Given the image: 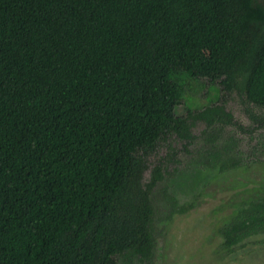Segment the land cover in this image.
I'll return each mask as SVG.
<instances>
[{"label": "trees", "instance_id": "trees-1", "mask_svg": "<svg viewBox=\"0 0 264 264\" xmlns=\"http://www.w3.org/2000/svg\"><path fill=\"white\" fill-rule=\"evenodd\" d=\"M190 85L216 100L183 108ZM234 93L264 125V0H0V264H154L150 158L200 122L252 143ZM221 233H264V198Z\"/></svg>", "mask_w": 264, "mask_h": 264}, {"label": "rangeland", "instance_id": "rangeland-1", "mask_svg": "<svg viewBox=\"0 0 264 264\" xmlns=\"http://www.w3.org/2000/svg\"><path fill=\"white\" fill-rule=\"evenodd\" d=\"M198 88L190 85L187 91L194 92L182 96L183 108L210 105L216 100L215 90L206 94L201 92L198 96L195 94ZM226 106L246 124L245 128L252 124L239 96L230 99ZM204 128L201 122L193 128L197 138L192 144L168 136L150 158L151 163L166 166L167 173V178L164 176L165 179L156 185L159 215L154 228L153 260L157 264H264V233L252 235L230 248L223 244L221 233L224 222L232 218L237 207L264 198V161L219 173L220 165L212 166L210 162L215 156L211 148L218 147L229 135L242 130L225 125L220 129L219 140L214 138L213 143H209L215 128L205 131ZM260 133L264 135V129L254 132L253 145ZM166 142H172L173 148L169 149ZM252 144L247 137H242L241 145L249 153ZM183 145L187 146L186 150ZM175 205V209L182 213L170 208ZM164 220L167 222L162 223Z\"/></svg>", "mask_w": 264, "mask_h": 264}, {"label": "flooded vegetation", "instance_id": "flooded-vegetation-1", "mask_svg": "<svg viewBox=\"0 0 264 264\" xmlns=\"http://www.w3.org/2000/svg\"><path fill=\"white\" fill-rule=\"evenodd\" d=\"M227 111L231 112L233 114V122H239L240 124H243L244 127H245V123L238 117L236 118L235 115H234V112L232 110H230L229 108H226ZM246 114H248V112L244 111ZM256 113L260 114L261 115V111L258 110ZM255 114L253 113V115H249L250 116V122L252 123L250 125V127H252V129H255L256 126H259L257 127L256 129H264V125H262V121H257V122H254L257 118H260V117H257V118H252V116H254ZM230 126L232 128H236L238 130H242V132L238 133V134H234V135H229L225 140L224 142L222 143V145L228 149V155L222 159L223 162L225 163V166L224 168L220 169L219 173H225V172H229V171H233V170H236V169H239V168H247V167H251L253 165L251 164H254L256 163V161H263L262 160V156L260 154V151H255V148L253 147V142L251 143L252 144V148L250 150V153L247 152L245 149H243L242 145H241V140H242V137H247L248 135L251 134L250 131H248V129H243L242 127H235L232 125V122L231 123H223L222 124V127L223 126ZM254 125V126H253ZM260 125H262V127H260ZM212 128H215V131L219 132L221 127H218V125H214L212 126ZM247 128H249V126H247ZM247 132L244 136H242L244 132ZM230 137H232L233 139L230 140ZM216 138V137H215ZM214 139V138H213ZM213 139L210 138L209 139V143H213ZM196 140V139H195ZM194 140V141H195ZM193 141V142H194ZM233 154L235 155L233 157ZM262 163V162H261ZM255 165V164H254ZM163 167V166H162ZM166 167L162 169L163 171V175L167 178V173H166ZM164 178V177H163ZM165 179V178H164ZM249 203L248 202L246 205H244L243 207L242 206H239L237 207V212L232 216V218L229 220V221H225L223 226L224 227L225 225L231 223L232 221H234L236 219V215L243 210V208H246L249 206ZM177 205V203H176ZM176 205L174 207L170 206V208L172 209H175ZM176 210V209H175ZM177 212L179 213H182L178 210H176ZM165 216H168V214H165ZM167 220H164L162 223H166ZM155 225H156V222H155ZM154 236H155V232H154ZM156 240V238H155ZM240 241L238 242H235L232 246L236 245L237 243H239ZM231 246V247H232ZM227 248V247H226ZM230 248V247H229ZM152 260H153V256L151 257ZM154 264H157L155 260H153Z\"/></svg>", "mask_w": 264, "mask_h": 264}]
</instances>
